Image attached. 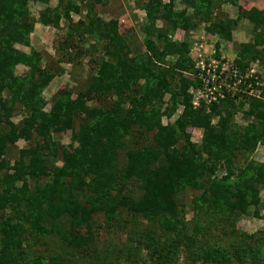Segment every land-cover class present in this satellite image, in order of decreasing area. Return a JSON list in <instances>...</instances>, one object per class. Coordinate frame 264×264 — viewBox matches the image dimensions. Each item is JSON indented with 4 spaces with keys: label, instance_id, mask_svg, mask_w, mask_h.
<instances>
[{
    "label": "trees",
    "instance_id": "obj_1",
    "mask_svg": "<svg viewBox=\"0 0 264 264\" xmlns=\"http://www.w3.org/2000/svg\"><path fill=\"white\" fill-rule=\"evenodd\" d=\"M50 1L0 0V264L264 262V227H234L244 216L264 220V162L251 159L264 146V10L225 0L237 9L230 18L220 0H134L145 52L133 56L118 19L97 12L108 0ZM32 2L45 5L36 20ZM244 20L250 39L235 43ZM36 23L63 30L56 61L31 46ZM202 25L217 53L219 39L232 44L244 80L194 108L190 35ZM178 29L182 41L173 40ZM93 50L85 80L45 100L59 64L76 67ZM256 61L261 73L245 79ZM64 133L68 145L57 139ZM128 225L116 252L110 236Z\"/></svg>",
    "mask_w": 264,
    "mask_h": 264
},
{
    "label": "rangeland",
    "instance_id": "obj_2",
    "mask_svg": "<svg viewBox=\"0 0 264 264\" xmlns=\"http://www.w3.org/2000/svg\"><path fill=\"white\" fill-rule=\"evenodd\" d=\"M238 1H239V4H241V3L245 4V5H247V8H250L251 6H254V5H252V2L255 0H238ZM177 2H178V0H176V6H177V8H179L180 6L177 4ZM220 2H221V13L226 14L229 17L234 18L236 15L237 9L233 6H231L229 3H226L225 0H220ZM108 4H109V6L98 7V11L101 14L102 18H104V19H108V18L118 19L119 25H120L119 26L120 31L122 33H124V35L128 36L129 44L131 47V53L133 56L139 55L140 53L145 52V49L140 46V44L142 42V38H143L141 26L144 24V12L135 7L133 0H108L107 5ZM48 5L51 8H53V7H55V5H57V2H56V0H51ZM44 7H45V5L40 4V3H36V2L29 3L28 9H29V12H30L32 18H34L36 20L38 17V13ZM72 16H73L74 20L79 19L78 15L73 14ZM242 23L243 24H241V25L244 27V30L236 31V37L239 39V41L244 40V36H245L244 32H246L245 30L248 26L247 21H244ZM63 25H65V23L62 21L61 26H63ZM202 26H203V28H201V30L194 32V33H198V34L193 35L194 37H190L191 40H194V42H203L204 43L206 41L204 39H201V38H203L202 35L204 34V32H206L205 26L204 25H202ZM62 28H64V27H62ZM63 33L64 32L62 29H54L51 27H45L39 23H36L34 31L30 36L31 46L34 49H37L38 51L43 52L44 54L50 55V57H52L54 59V61H56V58H57L56 54L57 53L55 51L56 50L55 48L57 46V41L63 35ZM132 34L134 35V38H132ZM248 36L249 35L247 34V40H248ZM183 37H184L183 31L178 29L175 31V33L173 35V40L182 41ZM206 42H209V40H207ZM210 42H213V40H210ZM193 45H192V47H193ZM16 48L20 51H23V52L29 51L28 48H25V47H22L19 45H17ZM84 48H89V45L85 44ZM93 52H94V54L92 56L80 58V60H79L80 63H79V65H76V67H75V64L72 63V61H70L69 63H67L66 61H64L63 63H60L59 66L64 70V72L62 73V75L60 77H56L49 84V86L46 88V90L43 92V97L45 98V100L49 101L52 98V96L62 86H66L67 88H74L77 86V84L79 82L85 80L86 74H87V72H89V68H91L90 62L94 58L95 59L97 58V51L93 50ZM101 54H102V52H99V55H101ZM225 57L228 58V56H226V55H225ZM253 69H255V71L258 70L257 67H253ZM23 70H24L23 66H18L16 69V73L21 74L23 72ZM76 90H77V88H76ZM167 98L168 97L166 96L165 99L167 100ZM48 108L49 107H47L46 109H48ZM179 113H180L179 110L176 111L175 114L170 119V121H167V122L171 123L172 121H174L177 118ZM18 119H14V121L16 122ZM235 120L238 124L244 125V123H245V121L242 120L239 115L236 116ZM164 123H166L165 119H164ZM201 134H202V132L200 130L194 131L193 135H192L193 141L198 142ZM57 139L63 145L70 144V134L69 133H64V134L60 135ZM24 146H25L24 142H18V143H16V145H14L15 148L10 149L9 159L11 162L13 161V159H15L14 157H15L17 151ZM251 159H253L254 161H256L258 163L264 162V146L259 145L256 148L254 154L251 155ZM218 174H220V172ZM263 195H264V191H262L261 197ZM191 216H192V214L190 212L186 213L187 219H189ZM127 227L128 228L125 229V231H123V232L120 231L118 233L114 232V235L110 236L112 238L114 244H115L114 245L115 247L113 249L116 252L118 250L124 252L123 250L126 248V246L122 245V242H123L122 240L125 239L126 233L128 231H132L133 226L128 225ZM135 227H136V225H135ZM234 227L236 228L237 231H240L244 234L249 235V234H253V233H257V232L261 231V229L264 227V220L259 219V218H254L251 216H244V217L240 218V220L235 224ZM59 246H60V244L58 245V248H59ZM52 255L53 254H51V257H52ZM50 259L47 258L45 263L48 264ZM260 264H264V262L261 261Z\"/></svg>",
    "mask_w": 264,
    "mask_h": 264
},
{
    "label": "built area",
    "instance_id": "obj_3",
    "mask_svg": "<svg viewBox=\"0 0 264 264\" xmlns=\"http://www.w3.org/2000/svg\"><path fill=\"white\" fill-rule=\"evenodd\" d=\"M191 50L195 55V69L199 71L197 74L199 86L190 89L194 108L199 107L201 103L208 105L217 102L218 99H224L225 92L229 90L237 92L244 76L239 73L233 60L217 53L213 47L207 48L206 44L195 43ZM256 72L251 65L245 79L253 77Z\"/></svg>",
    "mask_w": 264,
    "mask_h": 264
},
{
    "label": "crops",
    "instance_id": "obj_4",
    "mask_svg": "<svg viewBox=\"0 0 264 264\" xmlns=\"http://www.w3.org/2000/svg\"><path fill=\"white\" fill-rule=\"evenodd\" d=\"M134 1V0H133ZM239 2V1H238ZM242 4V3H241ZM238 4L239 6H243L244 7V9H249V8H247V5H245V4ZM252 5H254V6H251L250 8H257V9H259V10H264V2L262 1V0H255V1H253L252 2ZM106 6H109V4L108 5H106ZM232 6V5H231ZM50 7V6H49ZM237 11V10H236ZM98 12V14L101 16V14L99 13V11H97ZM102 17V16H101ZM109 17V16H108ZM235 17H236V15H235ZM234 17V18H235ZM230 18H232V17H230ZM104 19V18H103ZM108 19H110V18H108ZM108 19H106V20H108ZM244 21H246V20H244ZM244 21H241L240 22V24H239V26L237 27V29L233 32V41L235 42V43H244V42H248L249 41V39H250V35H249V30L251 29V25L249 24V22H247V28H246V32H244V40L243 41H239V39L236 37V31H238V30H244V27L241 25V24H243L242 22H244ZM43 26V25H42ZM195 34H198V33H192L190 36L191 37H194L193 35H195ZM247 34L249 35L248 36V40H247ZM178 35V34H177ZM179 37V36H178ZM202 37L203 38H201V39H204V40H209V42H210V40L211 39H207L206 38V32H204V34L202 35ZM184 38V37H183ZM191 39V38H190ZM197 39V38H196ZM246 39V40H245ZM213 40V39H212ZM192 41V43H191V45H193V44H195V43H197V44H202L203 42H194V40H191ZM204 42L203 43V45H205L206 44V46H207V48H210V47H213V43L212 42ZM219 49H218V52L220 53V54H222L223 56H228V58H230L231 60H233L234 61V59H235V57H236V52H235V50L233 49V47H232V44L231 43H227V42H225V41H223V40H221V39H219ZM207 44H209V45H207ZM214 48V47H213ZM216 49V48H215ZM37 50V49H36ZM216 51V50H215ZM251 65L253 66V67H257V69L258 70H256L257 72L256 73H261V68H262V66L259 64V62L258 61H256V62H253V63H251ZM254 70V69H253Z\"/></svg>",
    "mask_w": 264,
    "mask_h": 264
}]
</instances>
